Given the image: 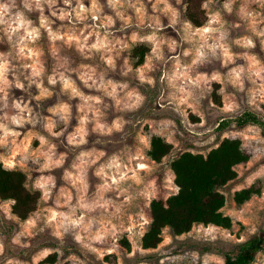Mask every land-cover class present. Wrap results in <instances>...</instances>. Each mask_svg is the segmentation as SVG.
Instances as JSON below:
<instances>
[{"label": "clouds", "instance_id": "1", "mask_svg": "<svg viewBox=\"0 0 264 264\" xmlns=\"http://www.w3.org/2000/svg\"><path fill=\"white\" fill-rule=\"evenodd\" d=\"M154 140L169 148L159 164ZM225 141L240 176L214 192L264 193V0H0V172L23 176L31 197L22 211L0 201V264L56 252L70 264L235 262L264 238V200L225 213L244 223L238 237L197 222L144 247L153 204L168 212L183 191L182 148ZM251 255L264 264V246Z\"/></svg>", "mask_w": 264, "mask_h": 264}, {"label": "trees", "instance_id": "2", "mask_svg": "<svg viewBox=\"0 0 264 264\" xmlns=\"http://www.w3.org/2000/svg\"><path fill=\"white\" fill-rule=\"evenodd\" d=\"M226 127V123H220L217 131L222 132ZM153 144L155 152L151 153L150 157L152 160L160 162L157 157L166 154L169 148L159 140H154ZM193 153L192 150L183 151L179 161L172 166V170L179 176L175 183L181 185L183 191L179 197L169 200L171 210L168 212H164L160 204H153L158 226H154L152 234L146 239L145 249L156 248L163 241V229L169 225L176 228L178 236L190 231L197 222H214L223 228L232 226V218L226 216L222 211L226 197L215 193L214 189H222L229 181L235 180L238 176V172L230 171V165L236 158L233 147L225 141L219 150L212 148L204 155H193ZM205 155H207V162H205ZM23 179V176L0 172L1 200L12 196L17 197L21 211L28 208L31 203V197L26 196L20 186ZM255 193H257L255 188L236 192L235 201L242 204ZM36 207L37 205L32 203L33 212ZM13 213L18 214L17 210H13ZM25 219L22 217V220ZM261 230L264 231V228ZM250 243L249 252L241 254L235 262L232 259V252L223 253V256L226 257V264H248V261L252 259V251L260 250L264 246V238L253 237ZM205 251L209 250L205 249ZM56 258L57 253L50 255L42 264H54Z\"/></svg>", "mask_w": 264, "mask_h": 264}, {"label": "rangeland", "instance_id": "3", "mask_svg": "<svg viewBox=\"0 0 264 264\" xmlns=\"http://www.w3.org/2000/svg\"><path fill=\"white\" fill-rule=\"evenodd\" d=\"M216 102L219 103L218 100ZM147 130H148V127L145 126L144 127V131L146 132ZM28 138L29 137H27V135H26L25 136V139H28ZM219 139L220 138L217 137V143H219ZM36 146L38 147L39 145H36ZM173 147H176V146L173 145ZM212 148H215V147L212 146ZM186 150H192L194 152L196 151V149H195V147L193 145H187V146H184L182 148V151H186ZM201 151L204 154H207L209 152L208 149H201ZM152 162H153V164H159L161 161L160 162H157L155 160H152ZM237 172H238V176L237 177H239L240 176V172L239 171H237ZM237 177H236V179H237ZM240 183H242V182H240ZM255 189L257 190V193H255L254 195H252L251 198L247 200L249 202V206H252V205L256 204L260 200H264V193H262L257 188H255ZM0 201H4V200H1V198H0ZM238 205H241V204H238L235 201V197L233 199H231V200H229V199L226 198V203H225V206L223 207L222 211L224 212V214L225 213L236 214V213H238L240 211V209L238 208ZM39 210H40L39 209V206L37 205L35 211H39ZM13 215H15V214L13 213ZM228 216L231 217V215H228ZM22 222L26 223V219L25 220H22ZM262 228H264V227H262ZM227 229L232 230V234L235 235V236H237V237L239 235L243 234L245 232V230H246L244 223H239V222L236 223L235 226L232 223V226L230 228H227ZM168 238H169V236L166 235L165 233H163V241L156 248H158L161 244H163V242L165 240H167ZM122 246L124 248H126L129 252L131 251V248H132L131 242H125V243H123ZM156 248L146 249V250L149 251V252H152ZM205 252H208V251H205ZM56 253H57V258H56V262L54 264H65V262H67V264H70V261L68 260V256L61 257L60 254H59V252H56ZM69 255H75V253L74 252L73 253H69ZM201 255L203 256V253H201ZM221 255L223 256V254H221ZM104 264H127V261L124 260V258L121 257V256H119V255H109V256H106L105 257Z\"/></svg>", "mask_w": 264, "mask_h": 264}]
</instances>
